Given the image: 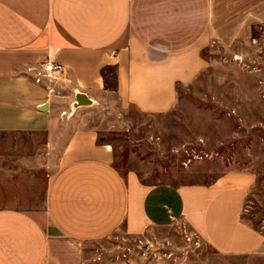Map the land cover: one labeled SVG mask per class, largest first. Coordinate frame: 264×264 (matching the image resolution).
I'll use <instances>...</instances> for the list:
<instances>
[{
    "label": "crops",
    "instance_id": "1",
    "mask_svg": "<svg viewBox=\"0 0 264 264\" xmlns=\"http://www.w3.org/2000/svg\"><path fill=\"white\" fill-rule=\"evenodd\" d=\"M258 26L264 0H0V137L19 140L0 146L10 159L0 264H137L98 246L121 230L152 246L180 226L220 255L264 264V235L243 218L253 174L149 185L121 173L97 128L81 123L111 94L121 110L169 112L207 48H231ZM47 61L61 78L37 83ZM77 94L91 104L72 110Z\"/></svg>",
    "mask_w": 264,
    "mask_h": 264
},
{
    "label": "rangeland",
    "instance_id": "2",
    "mask_svg": "<svg viewBox=\"0 0 264 264\" xmlns=\"http://www.w3.org/2000/svg\"><path fill=\"white\" fill-rule=\"evenodd\" d=\"M203 56L205 68L177 87L169 112L121 110L111 94L84 109L81 123L97 128L98 143L110 145L121 173L133 171L149 185L208 184L229 172L253 174L243 218L264 235V27L228 49L212 44ZM12 141L19 140L0 137V146ZM0 158V167L10 168L7 153ZM163 233L151 246L117 231L98 246L99 256L137 264H244L218 254L183 226Z\"/></svg>",
    "mask_w": 264,
    "mask_h": 264
},
{
    "label": "built area",
    "instance_id": "3",
    "mask_svg": "<svg viewBox=\"0 0 264 264\" xmlns=\"http://www.w3.org/2000/svg\"><path fill=\"white\" fill-rule=\"evenodd\" d=\"M63 66L59 63L47 61L42 66V71L38 73L35 81L40 83L43 78L52 81L61 78Z\"/></svg>",
    "mask_w": 264,
    "mask_h": 264
},
{
    "label": "water",
    "instance_id": "4",
    "mask_svg": "<svg viewBox=\"0 0 264 264\" xmlns=\"http://www.w3.org/2000/svg\"><path fill=\"white\" fill-rule=\"evenodd\" d=\"M91 101L86 98L83 94H77L75 97V102L72 104V110L78 107L90 105Z\"/></svg>",
    "mask_w": 264,
    "mask_h": 264
}]
</instances>
